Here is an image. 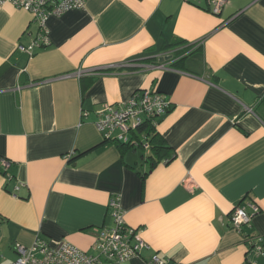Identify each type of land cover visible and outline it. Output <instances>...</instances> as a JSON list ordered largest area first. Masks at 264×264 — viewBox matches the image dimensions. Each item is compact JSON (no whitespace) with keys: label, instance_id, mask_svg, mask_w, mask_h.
Listing matches in <instances>:
<instances>
[{"label":"crops","instance_id":"obj_1","mask_svg":"<svg viewBox=\"0 0 264 264\" xmlns=\"http://www.w3.org/2000/svg\"><path fill=\"white\" fill-rule=\"evenodd\" d=\"M208 1L86 0L47 19L50 44L33 55L17 47L38 39L34 14L0 5L2 264L39 237L92 252L115 196L148 244L121 264H264L245 238L264 241V0L219 14ZM145 88L172 103L156 127L172 158L153 169L148 150L104 143L95 126ZM250 201L260 209L238 231L233 208Z\"/></svg>","mask_w":264,"mask_h":264},{"label":"built area","instance_id":"obj_2","mask_svg":"<svg viewBox=\"0 0 264 264\" xmlns=\"http://www.w3.org/2000/svg\"><path fill=\"white\" fill-rule=\"evenodd\" d=\"M11 3L34 14L40 24L38 39L26 46L18 45V50L33 55L37 48L50 44L46 21L50 16H60L71 9H83L86 0H0V5ZM211 10L219 14L226 0H209ZM163 67V65L161 66ZM172 103L166 95L157 89H140L135 91L128 100L117 105L105 104L98 111L99 118L95 126L102 133L104 140L132 146L142 145L144 139L139 128L144 124L157 127L159 119L171 108ZM143 148L148 149V143L143 140ZM12 162L0 157V170L7 172ZM248 206L253 213L248 211ZM108 207L113 218V226H104L95 239L92 252H87L72 242L52 244L50 240L37 238L31 246L16 244L17 257L11 264H121L132 258L140 257L148 244L141 238L139 230L129 227L123 217V208L118 196L113 197ZM259 206L249 202L246 206L239 204L233 208L231 222L234 228L242 232L244 226H249ZM253 245L248 253L264 255V241L261 237L245 236ZM256 239V242H254ZM2 255L0 253V264ZM149 264H173L161 253L154 254Z\"/></svg>","mask_w":264,"mask_h":264},{"label":"trees","instance_id":"obj_3","mask_svg":"<svg viewBox=\"0 0 264 264\" xmlns=\"http://www.w3.org/2000/svg\"><path fill=\"white\" fill-rule=\"evenodd\" d=\"M209 10H210V8H209ZM183 44H186V42L184 40L176 39L175 41H173L171 43V47L176 48L177 46H181ZM180 52H182V51H180ZM175 53H177V51ZM139 131L143 135L145 141L148 143V146H149L148 147L149 156H147L145 158L150 163L151 169H153L155 166H157V164L160 163L163 159L170 160L172 158V152H173L172 148L169 146V144L167 143L165 138L157 131L156 126H153L152 124H144L139 128ZM143 140L141 141L142 145L144 143ZM104 143H115L121 149H123L124 152L130 148L135 147V146H132L131 144L112 142V141H109L107 139L104 140ZM142 145L140 144L138 147L143 148Z\"/></svg>","mask_w":264,"mask_h":264},{"label":"water","instance_id":"obj_4","mask_svg":"<svg viewBox=\"0 0 264 264\" xmlns=\"http://www.w3.org/2000/svg\"><path fill=\"white\" fill-rule=\"evenodd\" d=\"M165 60V58L163 57V58H161V61H164Z\"/></svg>","mask_w":264,"mask_h":264},{"label":"rangeland","instance_id":"obj_5","mask_svg":"<svg viewBox=\"0 0 264 264\" xmlns=\"http://www.w3.org/2000/svg\"><path fill=\"white\" fill-rule=\"evenodd\" d=\"M141 148V147H140ZM143 148H141V150H142ZM146 150H148V149H146ZM144 151V150H143Z\"/></svg>","mask_w":264,"mask_h":264}]
</instances>
